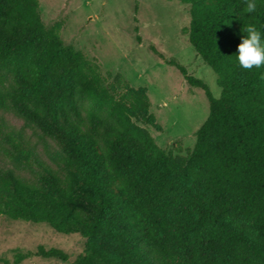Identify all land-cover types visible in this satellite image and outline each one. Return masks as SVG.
<instances>
[{"label": "trees", "instance_id": "16d2710c", "mask_svg": "<svg viewBox=\"0 0 264 264\" xmlns=\"http://www.w3.org/2000/svg\"><path fill=\"white\" fill-rule=\"evenodd\" d=\"M177 1L190 6L189 43L221 88L217 98L167 60L209 103L180 160L137 123H154L144 88L112 90L97 64L46 27L39 0H0V108L57 143L48 155L63 172L6 133V156L36 182L0 169V216L79 234L86 252L73 264H264V65L235 59L245 27L264 36V0L251 14L248 0ZM34 255L68 259L42 245Z\"/></svg>", "mask_w": 264, "mask_h": 264}, {"label": "rangeland", "instance_id": "374dc122", "mask_svg": "<svg viewBox=\"0 0 264 264\" xmlns=\"http://www.w3.org/2000/svg\"><path fill=\"white\" fill-rule=\"evenodd\" d=\"M39 10L46 27L59 28L64 46L82 52L99 66L112 90H120L123 84L146 90L151 103L148 114L154 123H137L161 149L177 160L193 151L196 132L209 115V103L205 92L189 85L167 60L178 62L188 74L206 82L217 98L221 88L216 73L189 43L188 4L177 0H39ZM10 132L21 134L42 161L63 173L48 155L58 150L57 143L4 108H0V169H11L22 179L36 182L33 174L6 156L5 149L11 146L5 134ZM86 241L79 234L58 233L44 223L0 216V264H5L2 260L12 264L18 253H31L19 264H73L86 252ZM39 245L63 250L67 261L34 255Z\"/></svg>", "mask_w": 264, "mask_h": 264}, {"label": "clouds", "instance_id": "9594fccd", "mask_svg": "<svg viewBox=\"0 0 264 264\" xmlns=\"http://www.w3.org/2000/svg\"><path fill=\"white\" fill-rule=\"evenodd\" d=\"M256 8L255 0H248L246 13L251 14L256 11ZM243 32L246 35L241 37V42L237 45L235 59L245 69L264 65V36L261 31L249 25L244 28Z\"/></svg>", "mask_w": 264, "mask_h": 264}]
</instances>
